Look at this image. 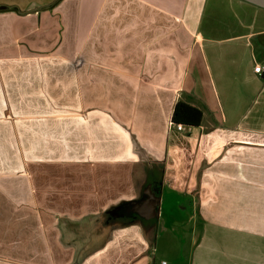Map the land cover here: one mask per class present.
<instances>
[{"label":"crops","instance_id":"0c3cea01","mask_svg":"<svg viewBox=\"0 0 264 264\" xmlns=\"http://www.w3.org/2000/svg\"><path fill=\"white\" fill-rule=\"evenodd\" d=\"M263 64L241 0H0V264H264Z\"/></svg>","mask_w":264,"mask_h":264},{"label":"water","instance_id":"95a60500","mask_svg":"<svg viewBox=\"0 0 264 264\" xmlns=\"http://www.w3.org/2000/svg\"><path fill=\"white\" fill-rule=\"evenodd\" d=\"M241 1L247 2L249 4H252L254 6L264 9V0H241ZM149 193H150L149 197L143 194L139 200L135 202H130L127 204L128 209H130V211L128 212L132 213L131 218H138L144 221H151L158 217L159 198L155 197L151 191ZM149 198L155 200V202L153 203L152 206H150V208L147 207L146 209L144 204H145V201Z\"/></svg>","mask_w":264,"mask_h":264},{"label":"trees","instance_id":"16d2710c","mask_svg":"<svg viewBox=\"0 0 264 264\" xmlns=\"http://www.w3.org/2000/svg\"><path fill=\"white\" fill-rule=\"evenodd\" d=\"M200 121L201 113L199 110L180 102L175 105L171 119L172 125L194 127L198 126Z\"/></svg>","mask_w":264,"mask_h":264},{"label":"rangeland","instance_id":"374dc122","mask_svg":"<svg viewBox=\"0 0 264 264\" xmlns=\"http://www.w3.org/2000/svg\"><path fill=\"white\" fill-rule=\"evenodd\" d=\"M158 220H159V218L157 217V218H155V219H153L152 220V222H153V224H154V226H155V230H154V232L155 233H152V241H154V236L155 235H162V232H160L159 233V228H158V226H157V224L159 225V226H161L159 223H158ZM164 238L163 239H160V238H158V240H157V242H155L156 244H154V246L156 247V249H155V258H156V261L158 262V264H159V262H160V260L161 259H164V260H166L169 264H173V256H166L167 255V253H169V251H167L166 250V245L167 244H165V242L169 239V237H167V236H164V235H162Z\"/></svg>","mask_w":264,"mask_h":264},{"label":"built area","instance_id":"2783aa9c","mask_svg":"<svg viewBox=\"0 0 264 264\" xmlns=\"http://www.w3.org/2000/svg\"><path fill=\"white\" fill-rule=\"evenodd\" d=\"M264 71V64L263 65H256L255 68H254V72L258 75H261ZM175 129L177 131H182L183 130V126L181 125H176L174 126ZM161 264H166L165 262H162Z\"/></svg>","mask_w":264,"mask_h":264}]
</instances>
